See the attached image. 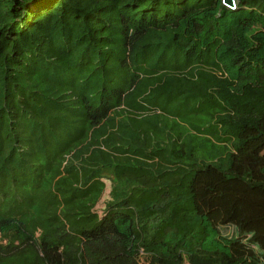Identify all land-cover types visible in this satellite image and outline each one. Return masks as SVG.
Listing matches in <instances>:
<instances>
[{"label": "trees", "instance_id": "16d2710c", "mask_svg": "<svg viewBox=\"0 0 264 264\" xmlns=\"http://www.w3.org/2000/svg\"><path fill=\"white\" fill-rule=\"evenodd\" d=\"M236 3L0 0V264H264V0Z\"/></svg>", "mask_w": 264, "mask_h": 264}, {"label": "rangeland", "instance_id": "374dc122", "mask_svg": "<svg viewBox=\"0 0 264 264\" xmlns=\"http://www.w3.org/2000/svg\"><path fill=\"white\" fill-rule=\"evenodd\" d=\"M109 190H110V188L108 186L106 193L104 194V196L100 200L99 204L97 205V210L101 214L103 213L105 203L107 201V198L109 197ZM140 264H158V263H156L150 255L144 253L140 256ZM180 264H193V263L190 261L189 258H186L185 261H183V263H180Z\"/></svg>", "mask_w": 264, "mask_h": 264}, {"label": "water", "instance_id": "95a60500", "mask_svg": "<svg viewBox=\"0 0 264 264\" xmlns=\"http://www.w3.org/2000/svg\"><path fill=\"white\" fill-rule=\"evenodd\" d=\"M224 4L232 9L236 8V0H223Z\"/></svg>", "mask_w": 264, "mask_h": 264}, {"label": "clouds", "instance_id": "9594fccd", "mask_svg": "<svg viewBox=\"0 0 264 264\" xmlns=\"http://www.w3.org/2000/svg\"><path fill=\"white\" fill-rule=\"evenodd\" d=\"M237 4V3H236Z\"/></svg>", "mask_w": 264, "mask_h": 264}]
</instances>
